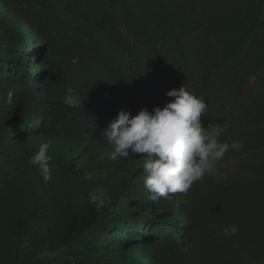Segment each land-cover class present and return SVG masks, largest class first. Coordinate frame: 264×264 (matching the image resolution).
Returning <instances> with one entry per match:
<instances>
[{"label":"rangeland","instance_id":"1","mask_svg":"<svg viewBox=\"0 0 264 264\" xmlns=\"http://www.w3.org/2000/svg\"><path fill=\"white\" fill-rule=\"evenodd\" d=\"M127 5L157 43L163 44V33L185 44L218 34L226 44L223 54L252 33L251 20L264 22V0H0V46L28 53L17 68L0 53V264H259L246 255L238 233L223 235L233 217L227 206L213 203L206 177L187 195L150 200L142 154L129 150V157L110 159L103 130L120 110L137 114L133 97L140 107L147 104L143 81L130 65L132 44L149 83L157 94L166 91L136 40ZM207 49L199 57L185 50L187 60L201 63L195 91L207 67L202 61ZM263 51L259 48L258 59ZM163 53L171 73L183 66L184 59ZM263 84L258 77V89ZM69 87L84 99L81 108L63 102ZM9 92L12 105L6 103ZM226 111L222 141L241 129L236 113ZM45 142H51L53 168L48 183L29 163ZM235 163L225 156L217 167L233 169ZM88 173H95L93 180L85 178ZM97 186L109 196L100 211L88 199ZM91 206L107 212L102 222L113 227L109 235L82 230ZM67 208L75 215L77 235L62 245L70 231ZM177 232L192 245L190 254L176 247Z\"/></svg>","mask_w":264,"mask_h":264},{"label":"trees","instance_id":"2","mask_svg":"<svg viewBox=\"0 0 264 264\" xmlns=\"http://www.w3.org/2000/svg\"><path fill=\"white\" fill-rule=\"evenodd\" d=\"M123 3L126 2L123 1ZM127 9L132 16L136 40L141 43L145 56L147 55L156 65L166 88L163 94H157L155 87L149 83L147 75L142 71L141 58L136 54L138 46L135 43L132 44L130 52L133 57H131L130 65L134 73L143 81L141 90L145 93V103L148 104L140 107L137 99L133 97L136 113L143 108H147L149 112H152L156 106L163 108L166 103L174 99L168 97L166 93L172 89H179L182 85L205 98L209 106L207 116L201 118L205 128L215 124L224 126L228 116L226 109L236 113L233 115L237 117L241 129L231 137L232 139L226 138V141L231 143L233 140L242 139L244 147L240 150H230L225 154L236 162L233 169L223 167L219 170L226 174V180L217 176L219 182H216L212 176L206 175L208 179L206 184L209 186L210 183L213 187L211 189L214 192L211 195L213 203L220 207L227 206L230 210L233 217V220H230L231 224L238 225L237 233L243 240L246 255L256 258L259 264H264V84L261 89L257 87L258 77L264 79V51L258 59L259 48L264 47V22L258 23L254 19L251 20L252 33H247L238 40L234 49L223 54L221 50L226 48V44H221L218 34L200 35V40L187 39L185 44L177 38L172 42L171 38L166 36L167 33H163L160 40L163 44H159L147 34L129 5ZM183 45L189 47L184 48ZM207 48H210V54L202 60L203 63L207 62V67L199 90L195 91L197 85L195 80L201 63L192 64L193 61L187 60L185 50L187 49L193 56H198L201 51L208 50ZM242 49L244 53L238 61L237 57L242 53ZM163 51L178 57L177 60L184 59L183 66L177 68L175 73H171L166 65V56ZM0 53L4 60L13 65V68L21 65L28 56L26 51L16 47L0 46ZM26 75L24 85L27 84L26 79L29 77L28 74ZM251 78H256V81L252 82ZM121 81L124 85L123 80ZM224 134L227 135L226 132ZM65 214L70 218V231L62 237V245L69 244L77 235L75 215L71 208H67ZM106 217V211L99 213L91 206L84 216L82 230L109 235L113 227L103 224L102 220Z\"/></svg>","mask_w":264,"mask_h":264},{"label":"clouds","instance_id":"3","mask_svg":"<svg viewBox=\"0 0 264 264\" xmlns=\"http://www.w3.org/2000/svg\"><path fill=\"white\" fill-rule=\"evenodd\" d=\"M128 59L124 54L123 62L127 63ZM166 95L174 99L163 108L156 106L152 112L143 108L134 116L120 110L103 130V136L112 148V161L129 157V150L132 154H142L143 184L150 200H167L176 193L187 195L194 183L206 175L226 180V174L220 172L217 165L230 150L244 147L242 139L231 143L221 140L227 130L222 124L203 126L201 118L207 116L209 106L202 95L189 91L185 85L168 91ZM13 98L14 94L9 92L6 103L12 105ZM63 102L68 107L81 108L84 99L75 88L69 87ZM50 147L51 142L41 144L29 159L44 183L52 179ZM94 177L95 173L85 176L89 181ZM108 198V192L102 186H97L88 196L97 211L103 208ZM238 231V225L231 224L224 228L223 235L230 237ZM172 240L181 254H190L192 245L182 233L173 234Z\"/></svg>","mask_w":264,"mask_h":264}]
</instances>
